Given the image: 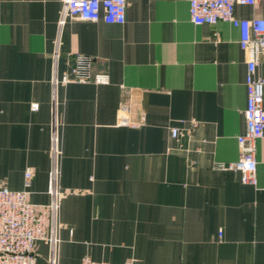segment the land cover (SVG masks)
Masks as SVG:
<instances>
[{"label":"crops","instance_id":"crops-1","mask_svg":"<svg viewBox=\"0 0 264 264\" xmlns=\"http://www.w3.org/2000/svg\"><path fill=\"white\" fill-rule=\"evenodd\" d=\"M64 8L0 0V185L31 169L30 201L56 204L36 264H264V136L256 185L222 167L246 131L240 30L194 24L187 0H127L123 24ZM77 54L109 81L63 83Z\"/></svg>","mask_w":264,"mask_h":264},{"label":"built area","instance_id":"built-area-1","mask_svg":"<svg viewBox=\"0 0 264 264\" xmlns=\"http://www.w3.org/2000/svg\"><path fill=\"white\" fill-rule=\"evenodd\" d=\"M258 0H187L190 20L196 25L231 23L240 30L239 44L247 54L246 87L248 92L245 109L246 131L237 136L240 152L235 162L222 167L241 172L242 182L257 184V142L264 136V75L260 71L264 63V17L242 18L236 7L254 6ZM127 0H65L62 22L67 20L99 21L109 24L126 22ZM69 82L107 83L106 74H95L93 58L77 54L62 80ZM33 103L32 108L38 109ZM128 109L122 106L118 112V125L130 124ZM177 137L179 130L173 128ZM33 172L25 173L24 188L13 190L0 185V264H36L35 247L40 240L50 241L48 224L51 208L39 206L29 199ZM81 264H127L97 261L89 256Z\"/></svg>","mask_w":264,"mask_h":264}]
</instances>
